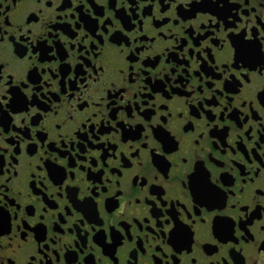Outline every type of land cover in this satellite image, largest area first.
I'll use <instances>...</instances> for the list:
<instances>
[{
	"label": "flooded vegetation",
	"instance_id": "1",
	"mask_svg": "<svg viewBox=\"0 0 264 264\" xmlns=\"http://www.w3.org/2000/svg\"><path fill=\"white\" fill-rule=\"evenodd\" d=\"M0 37V264H264V0H0Z\"/></svg>",
	"mask_w": 264,
	"mask_h": 264
},
{
	"label": "snow or ice",
	"instance_id": "2",
	"mask_svg": "<svg viewBox=\"0 0 264 264\" xmlns=\"http://www.w3.org/2000/svg\"><path fill=\"white\" fill-rule=\"evenodd\" d=\"M223 2H224V0H216L217 4H220V3H223ZM0 39H2V37H0ZM0 66H2V65H0ZM20 102L23 103V96L20 97ZM7 103H8V101H7L6 97H5V94L0 92V122H3L4 117L7 115V113L4 111V107H3V105H5ZM10 106L11 105H9V107Z\"/></svg>",
	"mask_w": 264,
	"mask_h": 264
}]
</instances>
